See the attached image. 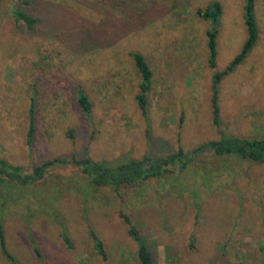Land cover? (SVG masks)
I'll list each match as a JSON object with an SVG mask.
<instances>
[{"label":"rangeland","instance_id":"obj_1","mask_svg":"<svg viewBox=\"0 0 264 264\" xmlns=\"http://www.w3.org/2000/svg\"><path fill=\"white\" fill-rule=\"evenodd\" d=\"M216 1L223 15L213 69L212 25L199 9ZM245 4L0 0V162L22 168L25 177L45 163L68 161L33 184H0L5 199L15 198L0 207V219L3 213L7 247L20 264H140L126 218L156 264H264V161L197 151L223 136L264 138V0H256L259 40L220 82L219 127L214 123V76L244 46ZM15 11L38 23L29 29ZM135 52L153 72L147 120L136 99L142 77ZM79 91L92 104L89 115ZM180 151L164 175L119 187L95 183L97 173L76 164L99 163L116 181L124 164L146 158L151 165ZM60 223L72 249L60 238ZM89 227L107 260L95 251ZM0 264H11L1 247Z\"/></svg>","mask_w":264,"mask_h":264},{"label":"trees","instance_id":"obj_2","mask_svg":"<svg viewBox=\"0 0 264 264\" xmlns=\"http://www.w3.org/2000/svg\"><path fill=\"white\" fill-rule=\"evenodd\" d=\"M245 25L247 29V39L244 43V46L241 52L234 58V60L227 66L224 71L217 72L214 76L213 80V107H214V123L216 127L220 125V108L218 105V87L224 76L228 75L232 71H234L240 64L244 62V60L248 57L251 51L256 46L259 40V26L257 22V16L255 13L256 10V0H245ZM223 7L220 2H214L210 4L205 9H199V15L206 21L211 23V29L207 32L208 38V47H209V65L211 68L215 69L217 67V56H218V35L220 32L221 18L223 15L222 11ZM15 17L17 21H22L24 25H26L29 29H32L37 23L38 20L36 18L31 17L27 13L15 11ZM135 67L141 74L142 82L139 84L140 93L136 96L139 108L142 111L145 119L147 117V108H148V99L147 95L151 89L150 84L153 79V72L146 61L144 55L139 52H135L132 55ZM78 103L82 107V109L88 115L92 112V104L89 101L88 97L84 94L83 91H79L78 93ZM34 112L32 109L31 115V123L30 129L28 132V143L31 145L33 143V134H34ZM147 120V119H146ZM198 153L211 151L216 155L222 156L227 154H234L244 159H250L252 161L260 162L264 161V138L257 140H249V139H239V138H229L222 137L220 141L208 143L198 150ZM183 155V152L180 151L178 155H174L168 159H156L155 162H151V165H148L150 161L148 159H144L143 161H132L128 164H124L119 167L118 180H112L110 176L109 169L101 168L99 163H93L91 161H80L76 164L81 166L82 170L91 176V173H97V178L95 179V183L105 184V185H115V187H119L122 184L136 181L149 179L152 177H157L164 175L166 172L165 169L167 165L170 163H175L177 158ZM67 160H56L53 162L45 163L41 166H38L34 169L33 174L23 176L22 168L13 167L3 161L0 162V184L9 185L11 188L15 187H23L29 184H33L38 180H41L48 173L50 167L55 163H61L62 165L67 163ZM184 169V167L182 168ZM112 185V186H113ZM7 195L0 194V207L2 208V212L8 208V204L15 201V198L11 200L5 199ZM59 212H54V215L57 217V221L59 220L58 214ZM4 214H1L0 219V247L3 255L7 258L11 264H20L18 259L9 251L7 247L6 237H5V228H4ZM127 223L130 225V235L134 239L133 241L138 245V258L140 264H156L154 260V256L150 249L148 248L146 242L143 241V238L140 235V232L136 227L131 225V221L126 218ZM61 226L60 238L63 240L64 244L67 248H73V242L70 240V234L67 229ZM89 235L90 239L93 242V246L97 254L103 259L107 260V252L105 250L104 242L101 241L100 236L96 233V231L89 227ZM36 253H40L38 248H35ZM264 252V246H263Z\"/></svg>","mask_w":264,"mask_h":264}]
</instances>
